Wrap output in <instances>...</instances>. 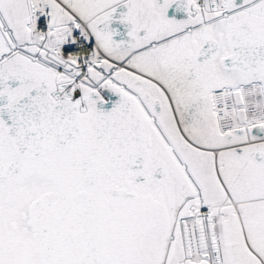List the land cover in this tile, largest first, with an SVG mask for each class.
<instances>
[{
  "label": "snow or ice",
  "instance_id": "obj_1",
  "mask_svg": "<svg viewBox=\"0 0 264 264\" xmlns=\"http://www.w3.org/2000/svg\"><path fill=\"white\" fill-rule=\"evenodd\" d=\"M0 264H264V0H0Z\"/></svg>",
  "mask_w": 264,
  "mask_h": 264
}]
</instances>
